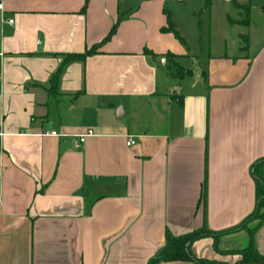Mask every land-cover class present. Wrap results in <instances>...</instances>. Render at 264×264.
<instances>
[{"label":"crops","instance_id":"obj_1","mask_svg":"<svg viewBox=\"0 0 264 264\" xmlns=\"http://www.w3.org/2000/svg\"><path fill=\"white\" fill-rule=\"evenodd\" d=\"M1 1L0 264H148L204 223L248 245L229 230L258 201L264 0ZM248 226L264 254V221Z\"/></svg>","mask_w":264,"mask_h":264},{"label":"trees","instance_id":"obj_2","mask_svg":"<svg viewBox=\"0 0 264 264\" xmlns=\"http://www.w3.org/2000/svg\"><path fill=\"white\" fill-rule=\"evenodd\" d=\"M237 7H242L239 3L233 0ZM245 10L249 11L248 6H243ZM116 26L114 25L110 30L108 36L109 38L114 31ZM166 30L174 32L177 36H180L176 30L173 22L168 16V24L164 27ZM96 46L91 47L85 53H75L67 57L68 60L83 58L85 55L96 52ZM170 70L174 77L181 78L187 74H191L190 69H186L178 63L170 64ZM56 80L54 79V83ZM252 173L256 180V190H257V206L250 215H248L241 225L236 228H232L229 231H235L239 228H247L249 231V243L247 246L238 249L224 250L219 248V237L221 233L210 230L204 223L202 227L197 228L193 231H189L183 234L175 235L169 230L166 232V242L158 250V252L148 261V264H159L161 261H171V260H182V261H193L196 264H249V263H260L264 264V254L260 253L255 244V232L258 227L250 228L248 226L254 220H259V223L264 221V157L253 164ZM212 236L214 239L215 249L222 254L236 253L239 258L231 263L228 261H221L215 259H208L197 256L192 248V243L200 237Z\"/></svg>","mask_w":264,"mask_h":264},{"label":"built area","instance_id":"obj_3","mask_svg":"<svg viewBox=\"0 0 264 264\" xmlns=\"http://www.w3.org/2000/svg\"><path fill=\"white\" fill-rule=\"evenodd\" d=\"M0 11L4 12V4L3 2L0 0ZM10 22H13V19H9ZM51 134L57 135L56 131H51ZM80 140L83 141L84 140V135L80 137ZM136 143V140L133 138H129L127 141L128 145H134Z\"/></svg>","mask_w":264,"mask_h":264},{"label":"rangeland","instance_id":"obj_4","mask_svg":"<svg viewBox=\"0 0 264 264\" xmlns=\"http://www.w3.org/2000/svg\"><path fill=\"white\" fill-rule=\"evenodd\" d=\"M255 1V0H254ZM257 1H260V0H257ZM259 6H258V9H257V11L259 10V9H261L260 8V4L259 3H257ZM264 4V3H263Z\"/></svg>","mask_w":264,"mask_h":264}]
</instances>
